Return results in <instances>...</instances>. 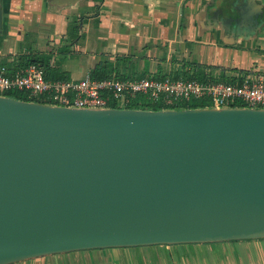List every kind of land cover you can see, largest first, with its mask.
I'll use <instances>...</instances> for the list:
<instances>
[{
    "label": "water",
    "instance_id": "95a60500",
    "mask_svg": "<svg viewBox=\"0 0 264 264\" xmlns=\"http://www.w3.org/2000/svg\"><path fill=\"white\" fill-rule=\"evenodd\" d=\"M263 237L264 108H91L0 94V264Z\"/></svg>",
    "mask_w": 264,
    "mask_h": 264
},
{
    "label": "crops",
    "instance_id": "0c3cea01",
    "mask_svg": "<svg viewBox=\"0 0 264 264\" xmlns=\"http://www.w3.org/2000/svg\"><path fill=\"white\" fill-rule=\"evenodd\" d=\"M227 1L0 0V64L12 72L35 60L51 78L91 76L100 64L119 77L240 81L264 72V0ZM68 255L12 264H264V237Z\"/></svg>",
    "mask_w": 264,
    "mask_h": 264
},
{
    "label": "built area",
    "instance_id": "2783aa9c",
    "mask_svg": "<svg viewBox=\"0 0 264 264\" xmlns=\"http://www.w3.org/2000/svg\"><path fill=\"white\" fill-rule=\"evenodd\" d=\"M47 71L41 62L12 72L0 64V94L21 92L24 100L91 108L130 107L134 102L160 105L158 109L180 108L181 102L201 99L208 103L205 106L264 108V72L247 73L240 81L229 82L181 76L51 78Z\"/></svg>",
    "mask_w": 264,
    "mask_h": 264
},
{
    "label": "trees",
    "instance_id": "16d2710c",
    "mask_svg": "<svg viewBox=\"0 0 264 264\" xmlns=\"http://www.w3.org/2000/svg\"><path fill=\"white\" fill-rule=\"evenodd\" d=\"M34 61H32V62H34ZM110 74H111V71H109L104 65H100L99 64L98 66H96L93 69L91 76L92 77L101 78V77L110 76ZM120 77H127V76L121 75ZM138 77H141V75L138 76ZM154 77L155 78H160L158 76H154ZM181 77L202 79V77L199 76V75H195V76H181ZM8 94L11 95V96H14L16 98H20V99L24 98V95L21 92H13V93H8ZM205 105H208V103L206 102V100L201 99V100H198V101H192V102H186V103L185 102H181L177 106H181V107L190 106V107H192V106H205ZM129 106L130 107H136V108H153V109L160 108V105H151V104L144 103V102H141V103H137V102L130 103Z\"/></svg>",
    "mask_w": 264,
    "mask_h": 264
},
{
    "label": "rangeland",
    "instance_id": "374dc122",
    "mask_svg": "<svg viewBox=\"0 0 264 264\" xmlns=\"http://www.w3.org/2000/svg\"><path fill=\"white\" fill-rule=\"evenodd\" d=\"M236 1H238V0H235L234 2H236ZM231 9H232V7H231ZM225 12L226 11H221V14H225ZM122 106H124L123 104H122ZM196 243H199V242H190V243H186L188 246H189V248H193L194 247V245H196ZM180 244V243H179ZM185 244V243H184ZM105 248V247H104ZM80 250H82V249H80ZM73 251H75V250H73ZM72 251H67V252H60V253H52L53 255H64L66 258H70V256L68 255L69 253H71ZM46 255H48V254H46ZM43 256H45V255H42V256H38V257H43ZM25 260V259H24ZM24 260H20V261H16V262H12V263H18V262H22V261H24ZM27 260V259H26ZM11 263V264H12Z\"/></svg>",
    "mask_w": 264,
    "mask_h": 264
}]
</instances>
